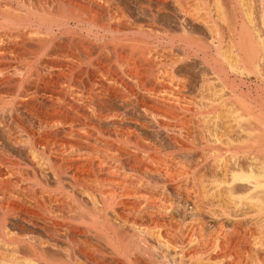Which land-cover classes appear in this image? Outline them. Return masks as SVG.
<instances>
[{"label":"bare ground","instance_id":"1","mask_svg":"<svg viewBox=\"0 0 264 264\" xmlns=\"http://www.w3.org/2000/svg\"><path fill=\"white\" fill-rule=\"evenodd\" d=\"M221 1L225 33L204 1L0 0V264H264V132L215 67L256 73L264 0ZM145 223L172 251L148 257Z\"/></svg>","mask_w":264,"mask_h":264},{"label":"rangeland","instance_id":"2","mask_svg":"<svg viewBox=\"0 0 264 264\" xmlns=\"http://www.w3.org/2000/svg\"><path fill=\"white\" fill-rule=\"evenodd\" d=\"M121 1H134V0H121ZM164 1H169L168 2V7H169V9H167V10H169V11H167V10H165V14L167 13L168 14V16L169 17H174V16H172V15H174L173 14V6H172V2L170 3V1H172V0H164ZM176 1H178V4L180 5H183V8L184 7H188L189 9L191 8L190 7V5H188V4H191V2H192V5H193V7H194V4H196L197 3V5H198V3H202V1H204L205 2V4H206V7H207V9H208V13H209V17H210V19L213 21H215V22H217V24H219L218 26H219V28L220 29H222V30H224V33H225V31H226V27H225V23H226V18H227V16H229L228 14L230 13V4H229V2L228 1H221V0H176ZM182 1V2H181ZM186 1H189V3L187 2L186 3ZM194 1H196L195 3H194ZM201 1V2H200ZM7 2V1H6ZM184 2V3H183ZM226 2V3H225ZM242 2V3H241ZM257 2V3H256ZM170 3V4H169ZM223 3V4H222ZM219 4V5H218ZM229 4V5H228ZM170 5V6H169ZM247 5V6H246ZM214 6H216V7H214ZM220 6V7H219ZM229 6V7H228ZM239 7L240 8H242L243 10H247L251 15H252V13H254L253 14V16L258 20V16H257V14H258V8H259V2L258 1H240V5H239ZM170 8H172V10L170 9ZM246 8H248V9H246ZM250 8V9H249ZM187 9V8H186ZM221 9V10H220ZM193 10V9H192ZM257 10V11H256ZM216 11V12H215ZM222 11V12H221ZM196 12H199V14H201L200 12H203L202 10H198V11H196ZM195 13V12H194ZM219 13V14H218ZM222 13V14H221ZM161 15H163L164 13L162 12V13H160ZM172 14V15H171ZM223 15H224V17H223ZM225 15H226V18H225ZM218 18H220V19H218ZM223 20H224V22H223ZM223 23V24H222ZM216 24V25H217ZM221 25V26H220ZM217 26V27H218ZM196 27V26H195ZM221 32H223V31H221ZM150 43V44H149ZM156 43V44H155ZM148 44L150 45V47H152V45H154L153 47L154 48H158L159 50H158V58H160V60H161V62L160 63H162L161 65H168L167 64V62H168V59L171 57V58H173V57H175V55L174 54H178V52L180 53V51L178 50L179 49V47H173V48H171V47H169L168 46V44L165 42L164 43V41H158V43L157 42H153V41H151V39H149V42H148ZM158 46V47H157ZM160 49L162 50V51H160ZM165 49V50H164ZM169 49V50H168ZM168 50V51H167ZM169 52V53H168ZM210 53V55H208L209 53ZM166 53V54H165ZM168 53V54H167ZM174 53V54H173ZM192 53V52H191ZM264 53V52H263ZM262 52L261 53H259L260 55V57L262 56V54H263ZM162 55V56H161ZM171 55V56H170ZM190 55V54H189ZM192 55V54H191ZM190 55V56H191ZM207 56H208V58H207ZM213 56H214V53L213 52H211V50H209V51H207V53H206V59L207 60H209V61H211V63L212 64H214V59H213ZM170 58V59H171ZM210 58V59H209ZM212 58V59H211ZM165 59V60H164ZM159 60V61H160ZM228 60L229 61H231L229 58H228ZM165 61V62H164ZM225 61V62H224ZM223 61V63L222 64H219V62H216V65H215V67L218 65V67H216V68H219V65H220V67H222V69L220 70V68H219V70L220 71H218V69H217V71H218V73H220V75L223 77V78H227L226 79V82H225V80L222 78V81L224 82V84H225V87L223 88V91H222V89H221V93L222 92H227V94H228V92H230L228 95L224 92L223 94H226V95H224L225 96V98H229L228 96L233 92L234 94H236V96L238 95V97H240L241 99H243V101L244 102H249V101H251L253 104H254V106H255V111H256V114H257V119H258V121H257V123H256V125H258V127H257V130H258V132L260 131V132H264V60H263V58H260L259 59V62H258V67H257V69H256V73H250V72H248L247 70H241L240 71V73H239V71H232V68H229L230 66H228L229 64L227 63V61L226 60H224ZM227 64V65H226ZM222 65V66H221ZM225 65V66H224ZM190 73H192L191 75H192V78L194 79V78H197V72L195 71V70H197L196 68H201V67H197V66H191L190 65ZM194 67H196L195 69H193ZM225 67V68H224ZM188 68V67H187ZM215 68V69H216ZM194 70V71H193ZM228 70V71H227ZM221 71H225V74L222 72L221 73ZM232 71V72H231ZM196 74V75H195ZM209 75H207V76H209V84L207 83V85H208V89H206V87L204 88V89H206L205 90V93L203 92V94L206 96V95H208L207 97H213L214 96V93H213V91L214 90H218L220 87H221V85L219 84V81L218 80H215L216 78V76L215 75H213L212 73H208ZM224 75V76H223ZM263 75V76H262ZM193 76H195V77H193ZM212 78V79H211ZM215 78V79H214ZM198 79V78H197ZM197 79L195 80H193V81H197ZM211 80V81H210ZM222 82V83H223ZM196 83V82H195ZM214 86H213V85ZM218 84H219V87H218ZM158 85H159V83H158ZM160 86V85H159ZM215 88V89H214ZM218 88V89H217ZM214 89V90H213ZM213 90V91H212ZM231 90V91H230ZM199 91V90H198ZM211 91V92H210ZM206 92H208L207 94H206ZM220 92H216V93H220ZM210 93V94H209ZM194 94H195V96H196V98H197V96H198V94H199V92L197 93H195V92H193V94H192V96L194 97ZM197 94V95H196ZM223 109H225V107H223ZM223 109H219V113L218 114H216V113H213V112H211L210 114H209V118H208V120H207V124H205L209 129H219V127H220V129L219 130H223V129H230V127H231V125L233 124V122L231 121V120H229L228 121V118L230 119V116H229V113L225 110V112L223 111ZM216 112V111H215ZM223 113V114H222ZM227 113V114H226ZM213 114L215 115V116H213ZM211 115V116H210ZM225 115H227L228 117H226ZM213 116V117H212ZM217 116V117H216ZM226 119V120H225ZM262 120V121H261ZM260 121V122H259ZM225 122V123H224ZM244 121H242V123H243ZM221 123V124H220ZM229 123V124H228ZM231 123V124H230ZM227 124V125H226ZM262 124V125H261ZM225 125V128H223L222 129V126H224ZM215 126H216V128H215ZM226 126H228L227 128H226ZM262 128V129H261ZM259 132V133H260ZM263 135H264V133H262ZM260 135H261V133H260ZM168 149V150H167ZM167 149H163V152L162 153H166V150H167V153L168 154H173V152H175V149L173 150V148H170L171 150L169 151V148H167ZM169 151V152H168ZM173 151V152H172ZM64 207H66V205H64ZM67 208V207H66ZM65 208V209H66ZM67 210V209H66ZM177 221V219L175 220V221H172V222H170V224L168 225L169 226V229H165V231L167 230H169V232H172V234H174V235H176L177 237L179 236V235H181L182 236V234H180V233H183L184 231H185V228L184 227H186L185 226V220H179L178 222H180L179 224H177L178 222H176ZM182 221H184V222H182ZM173 222H174V224H173ZM182 222V223H181ZM172 223V224H171ZM185 223V224H184ZM143 226H139V227H137L138 228V230H137V228H135L134 230V232L133 231H130V232H133V233H135L136 235H137V237H138V233L140 234V235H142V237L144 238V240L146 239V238H148V239H146L145 241H148V242H146V245L148 246V247H150L149 248V251H150V254L148 255V253H149V251H148V253H146L147 255H148V257H154L155 256V254L157 255L158 254V252L160 251V250H162V249H164L165 251H172L171 250V246H172V244H169L170 246V248L168 249V250H166L165 248H166V246L167 245H164L163 243H165V244H167V242L170 240V242L175 238V236L173 237L172 235L171 236H167L168 238H166V236H165V239H163V238H160L159 240H158V236L156 235V230H157V232H160V230L162 229V228H158V229H156V227H152V225H146V223L145 224H142ZM172 225H174V227L172 226ZM179 225L181 226V227H179ZM182 225H183V227H182ZM145 226V227H144ZM171 226V227H170ZM178 226V227H177ZM173 227V228H172ZM145 228V229H144ZM152 228V229H151ZM155 230H154V229ZM171 228V229H170ZM144 229V230H143ZM184 229V230H183ZM140 230V231H139ZM149 231V234L147 235L146 233L144 234V233H142V231L144 232V231ZM153 230V231H152ZM183 230V231H182ZM152 231V232H151ZM178 231V232H177ZM129 232V233H130ZM151 232V233H150ZM162 233L164 232V228L162 229V231H161ZM160 232V233H161ZM155 233V235H153V234ZM161 233V234H162ZM164 234V233H163ZM139 235V236H140ZM151 235V236H150ZM125 236V238L124 239H122L123 237H121L120 239H122L121 241H122V243L120 242V244H126V246L123 244L122 246L123 247H127L128 245L130 246L131 244L130 243H133V241L135 242V240H133L131 237H129V235H124ZM145 236V237H144ZM146 236H148V237H146ZM171 237H173V239L171 238ZM129 238H131V239H129ZM139 238V237H138ZM156 239V240H155ZM161 240H163V241H161ZM166 240V241H165ZM127 241H129V242H127ZM159 241H161V242H163V243H161V242H159ZM96 243V241L95 240H92L91 241V243ZM151 242V243H150ZM169 242V243H170ZM64 243H66V244H64ZM62 247H61V249H60V251H59V255L62 257V258H64L65 257V255H69L70 254V250H72V249H70V247L69 246H71L72 244L69 242L68 243V241L66 240V241H64L63 243H59ZM71 244V245H70ZM162 244V245H161ZM65 245V246H64ZM164 245V246H163ZM67 250V251H66ZM69 250V251H68ZM67 253V254H66ZM145 256V257H144ZM143 258H147V256L145 255V254H143V256H142ZM156 257V256H155ZM145 261H146V259H144Z\"/></svg>","mask_w":264,"mask_h":264}]
</instances>
